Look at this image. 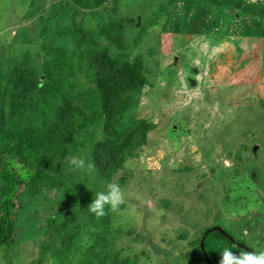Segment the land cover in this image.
Masks as SVG:
<instances>
[{
	"label": "rangeland",
	"instance_id": "rangeland-1",
	"mask_svg": "<svg viewBox=\"0 0 264 264\" xmlns=\"http://www.w3.org/2000/svg\"><path fill=\"white\" fill-rule=\"evenodd\" d=\"M215 1L0 0V75L39 81L22 125L42 129L63 93L85 118L64 152L34 157L40 178L19 194L0 264H190L180 255L213 226L264 251V0ZM102 52L142 58L146 82L128 93L121 123L154 127L109 180L69 164L91 162L102 138L88 70ZM108 183L124 202L97 218L88 205ZM204 248L211 264L242 251L215 234Z\"/></svg>",
	"mask_w": 264,
	"mask_h": 264
},
{
	"label": "trees",
	"instance_id": "trees-1",
	"mask_svg": "<svg viewBox=\"0 0 264 264\" xmlns=\"http://www.w3.org/2000/svg\"><path fill=\"white\" fill-rule=\"evenodd\" d=\"M93 1L95 6H101L107 0ZM213 3L222 4L215 0ZM58 10L56 17L66 14V8L59 6ZM88 65V70L94 75L92 83L102 135L92 147L91 162L95 164L99 177L109 180L119 172L126 160L137 156L136 151L147 144L148 133L154 128L153 124L144 120H136L126 127L121 123L129 105L128 93L144 86L146 73L143 60L138 56L129 61L112 58L104 52L95 53L90 56ZM13 72L8 71L0 75V245L6 247L14 244V221L20 204L19 194L32 190L40 178V173L33 166L34 157L43 150L53 148L64 152L66 146L72 144L73 136L77 133L75 120L85 119L69 95L63 93L54 106L51 119L43 122L42 129L22 125L25 101L29 96L37 94L39 81L34 77L23 79L28 74L26 71L16 76ZM13 88L18 91L10 92L7 96V92ZM215 228L213 226L202 232L196 247L180 255V260L190 264H207L208 255L204 244L212 234L225 240L230 246L255 252L225 230L221 229L229 238ZM201 241L204 252L200 247ZM171 243L172 241L167 245ZM239 243H242L244 248L239 247ZM112 264L137 262L136 259L117 256Z\"/></svg>",
	"mask_w": 264,
	"mask_h": 264
},
{
	"label": "clouds",
	"instance_id": "clouds-1",
	"mask_svg": "<svg viewBox=\"0 0 264 264\" xmlns=\"http://www.w3.org/2000/svg\"><path fill=\"white\" fill-rule=\"evenodd\" d=\"M69 164L72 166L73 171L86 170L88 173L95 171V164L86 162L80 156H70ZM106 189V191L97 192L95 199L88 205V210L95 214L97 218L106 215V206L115 212L124 202V192L118 183H108ZM219 254L218 264H264V251L253 252L242 250L233 252L225 248Z\"/></svg>",
	"mask_w": 264,
	"mask_h": 264
},
{
	"label": "water",
	"instance_id": "water-1",
	"mask_svg": "<svg viewBox=\"0 0 264 264\" xmlns=\"http://www.w3.org/2000/svg\"><path fill=\"white\" fill-rule=\"evenodd\" d=\"M216 230H218V231H220V233H222L224 236H226V237H228L229 238V236H227L224 232H223V230H221V228H219V227H216L215 228ZM207 233V232H206ZM238 246L239 247H242V248H244V246L243 245H240V244H238ZM200 247H201V249H202V251L204 252V248H203V241H201V244H200ZM206 258H207V264H210V262H209V259H208V257L206 256Z\"/></svg>",
	"mask_w": 264,
	"mask_h": 264
},
{
	"label": "bare ground",
	"instance_id": "bare-ground-1",
	"mask_svg": "<svg viewBox=\"0 0 264 264\" xmlns=\"http://www.w3.org/2000/svg\"><path fill=\"white\" fill-rule=\"evenodd\" d=\"M155 107V106H154Z\"/></svg>",
	"mask_w": 264,
	"mask_h": 264
},
{
	"label": "flooded vegetation",
	"instance_id": "flooded-vegetation-1",
	"mask_svg": "<svg viewBox=\"0 0 264 264\" xmlns=\"http://www.w3.org/2000/svg\"><path fill=\"white\" fill-rule=\"evenodd\" d=\"M244 246V245H243Z\"/></svg>",
	"mask_w": 264,
	"mask_h": 264
}]
</instances>
